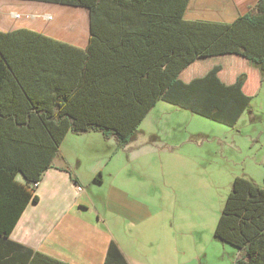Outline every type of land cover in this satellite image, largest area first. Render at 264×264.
I'll return each instance as SVG.
<instances>
[{
	"label": "crops",
	"instance_id": "0c3cea01",
	"mask_svg": "<svg viewBox=\"0 0 264 264\" xmlns=\"http://www.w3.org/2000/svg\"><path fill=\"white\" fill-rule=\"evenodd\" d=\"M256 1L188 0L184 18L231 23ZM50 5L68 6L78 15L70 27L59 19L61 26L56 24L49 29L37 17L41 13L53 14L49 12ZM13 10L19 14L13 16ZM17 30L34 32L22 34L31 39L29 47L36 57L29 56L30 65H7L5 69L0 66L1 105L27 101L51 105L58 94L66 93L69 105H79L72 111L80 117H94L93 108L108 114L103 107L115 102L108 95L110 86H124L123 81L107 80L122 69L115 56L107 55L122 38L120 33L100 32L104 42L91 43L90 12L86 7L38 0H0V32ZM0 39L1 56L11 59L13 37L0 34ZM89 46L103 65L99 71L104 75L96 81L83 79L81 74ZM24 58L27 59L22 56L21 60ZM215 65L220 66L218 77L225 84L234 83L245 73L242 90L249 96L257 94L262 86L259 69L247 58L233 53L198 58L185 66L178 77L189 82ZM165 104L177 106L157 100L125 145H118L113 134L105 136L96 128L80 132L69 128L51 166L44 170L35 187L37 201L26 205L8 235H0V264H103L110 241L116 243L128 264H161L158 261L172 255L173 220L181 219L179 215H167L164 201L169 197L171 206L186 190L184 174L190 165L191 148L186 147L189 134L180 133L177 128L180 117L174 120L168 112L157 111ZM254 110L258 109L247 110L245 124L259 119ZM3 114L16 118L13 113ZM22 117L21 114L19 118ZM64 117L73 119L62 115L55 117V121ZM15 179L25 183L21 173ZM175 228L178 233L186 232L181 224ZM239 253L237 248L235 258Z\"/></svg>",
	"mask_w": 264,
	"mask_h": 264
},
{
	"label": "trees",
	"instance_id": "16d2710c",
	"mask_svg": "<svg viewBox=\"0 0 264 264\" xmlns=\"http://www.w3.org/2000/svg\"><path fill=\"white\" fill-rule=\"evenodd\" d=\"M38 1L88 8L91 43L104 42L100 32L120 33L122 38L107 55L115 56L122 69L107 80L123 81L124 86L111 85L108 95L115 102L103 107L108 114L93 108L92 118L72 111L79 105H69L66 93L58 94L51 105L30 101L0 104V235H8L26 205L37 201L32 184L39 182L44 170L51 166L69 128L74 132L96 128L105 136L113 134L118 145H125L159 99L233 127L250 108L252 96L242 90L246 74L225 84L218 77L219 65L189 82L179 79L180 71L198 58L233 53L247 58L264 80V0H257L231 23L186 20L188 0ZM22 32L34 33L0 32L3 37H13L10 45L14 56L10 59L7 55L5 59L0 47L1 69L14 64L30 65L29 56L36 57L29 47L31 39ZM22 56L27 59L21 60ZM96 56L89 46L81 73L83 79L96 81L104 75L99 71L102 62ZM3 113H13L16 118ZM21 114L23 117L19 118ZM62 115L73 119L55 121V117ZM17 173H21L25 183L15 179ZM214 237L240 249L231 264H264V186L245 176L234 177ZM103 264H128L114 241L109 243Z\"/></svg>",
	"mask_w": 264,
	"mask_h": 264
},
{
	"label": "rangeland",
	"instance_id": "374dc122",
	"mask_svg": "<svg viewBox=\"0 0 264 264\" xmlns=\"http://www.w3.org/2000/svg\"><path fill=\"white\" fill-rule=\"evenodd\" d=\"M48 9L53 14L41 13L37 19L45 22L49 29L59 25V19L70 27L78 15L68 6L50 5ZM11 14L14 16L19 11L13 10ZM252 107L258 109L254 111L259 119L246 125L243 121L246 110L233 127L174 105L157 107V111L168 112L174 120L180 117L181 124L177 128L180 133L185 131L184 134H189V145L186 147L191 148L190 165L184 174L186 190L177 203L173 202L170 206L169 197L164 201L167 215H179L181 219L179 222L173 220L175 250L159 263L231 264L235 258L237 248L216 240L213 232L235 176L251 178L264 186V80L251 99ZM177 224L184 227V234L174 229Z\"/></svg>",
	"mask_w": 264,
	"mask_h": 264
},
{
	"label": "built area",
	"instance_id": "2783aa9c",
	"mask_svg": "<svg viewBox=\"0 0 264 264\" xmlns=\"http://www.w3.org/2000/svg\"><path fill=\"white\" fill-rule=\"evenodd\" d=\"M37 183H38V182L33 183L32 186H33V187H36ZM78 189H79V190H82L81 187H78Z\"/></svg>",
	"mask_w": 264,
	"mask_h": 264
}]
</instances>
